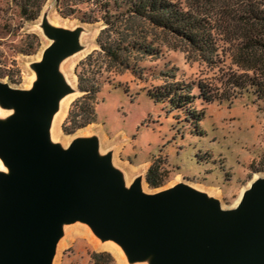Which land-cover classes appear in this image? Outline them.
I'll use <instances>...</instances> for the list:
<instances>
[{
	"label": "rangeland",
	"instance_id": "374dc122",
	"mask_svg": "<svg viewBox=\"0 0 264 264\" xmlns=\"http://www.w3.org/2000/svg\"><path fill=\"white\" fill-rule=\"evenodd\" d=\"M22 1L0 0L1 81L31 89L39 78L36 64L50 45L61 41L53 36L55 32L78 33L79 47L58 61V71L68 87L63 95H69V100L58 119L59 102L52 113L48 126L51 142L53 129L60 134L56 144L63 148L75 138L94 137L98 155H110L126 187L141 179L145 192H154L186 182L208 198L218 199L222 207L235 206L242 189L264 174L262 102L248 94L232 102L207 103L198 98V80L213 78L225 64L231 66L230 58L211 66L188 53L182 41L160 30L152 35L158 48L154 54L119 74H103L96 121L67 132L72 105L83 94L78 76L82 62L98 48L103 23L85 20L86 4L73 5L81 11L65 15L56 0H47L39 15L29 19L22 14ZM187 86L192 87L193 100L176 107L171 98L179 100L188 94ZM151 92L164 100L157 101ZM15 112L14 105L0 98V122H8ZM154 160L166 172L159 187L150 186L146 179ZM93 253H100V260L95 261ZM154 257L148 253L142 259H131L120 242L103 238L88 222L74 219L61 222L51 264H152Z\"/></svg>",
	"mask_w": 264,
	"mask_h": 264
},
{
	"label": "water",
	"instance_id": "95a60500",
	"mask_svg": "<svg viewBox=\"0 0 264 264\" xmlns=\"http://www.w3.org/2000/svg\"><path fill=\"white\" fill-rule=\"evenodd\" d=\"M36 64L39 78L23 90L0 80V98L14 105L0 122V264H51L61 222L81 219L122 244L131 259L154 253L152 264H264V175L237 206L179 182L145 192L126 187L94 137L67 147L49 140L48 126L67 85L58 61L79 47L78 33L58 30Z\"/></svg>",
	"mask_w": 264,
	"mask_h": 264
},
{
	"label": "trees",
	"instance_id": "16d2710c",
	"mask_svg": "<svg viewBox=\"0 0 264 264\" xmlns=\"http://www.w3.org/2000/svg\"><path fill=\"white\" fill-rule=\"evenodd\" d=\"M46 1L23 0V16L36 18ZM68 1L56 0L63 14L79 12L81 9L73 5L86 4L85 20L102 21L103 27L97 37L98 48L82 62L78 76L83 94L72 105L67 132L96 121L98 93L106 71L119 74L158 50L152 38L155 30L179 39L188 53L211 66L230 58L231 66L225 64L213 78L198 80V98L207 103L232 102L248 94L262 102L264 110V0ZM191 89L187 86L188 94L179 100L171 98L176 107L193 100ZM150 95L157 101L164 100L152 92ZM146 179L152 187L164 184L166 172L159 162H152ZM100 257V253L92 255L95 261Z\"/></svg>",
	"mask_w": 264,
	"mask_h": 264
},
{
	"label": "bare ground",
	"instance_id": "6f19581e",
	"mask_svg": "<svg viewBox=\"0 0 264 264\" xmlns=\"http://www.w3.org/2000/svg\"><path fill=\"white\" fill-rule=\"evenodd\" d=\"M68 100H69V95H63L62 97H60V99L58 101L59 102V107H58L59 110L57 111L55 118L58 119L60 117V115L62 114V111L65 108ZM5 123H6L7 128L11 129V127L9 126V123L8 122H5ZM51 137H52L53 143H57L58 141H60V134L55 129L52 130V136ZM0 171L6 173L7 175L11 174L10 166L1 158V156H0ZM252 182H253V180L251 182H249V184L242 189L238 198L236 199V202H235L236 205L235 206H237L241 202L245 191L251 186ZM189 185L192 188L198 190V188H196L195 186H193L191 184H189ZM142 190L143 191L146 190L145 185L142 187Z\"/></svg>",
	"mask_w": 264,
	"mask_h": 264
}]
</instances>
